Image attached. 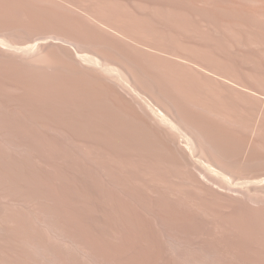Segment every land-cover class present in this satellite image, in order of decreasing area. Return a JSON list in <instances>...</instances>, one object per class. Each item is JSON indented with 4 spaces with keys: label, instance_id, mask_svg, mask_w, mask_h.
Returning <instances> with one entry per match:
<instances>
[{
    "label": "bare ground",
    "instance_id": "bare-ground-1",
    "mask_svg": "<svg viewBox=\"0 0 264 264\" xmlns=\"http://www.w3.org/2000/svg\"><path fill=\"white\" fill-rule=\"evenodd\" d=\"M190 243L264 264V0H0V264Z\"/></svg>",
    "mask_w": 264,
    "mask_h": 264
},
{
    "label": "rangeland",
    "instance_id": "rangeland-1",
    "mask_svg": "<svg viewBox=\"0 0 264 264\" xmlns=\"http://www.w3.org/2000/svg\"><path fill=\"white\" fill-rule=\"evenodd\" d=\"M199 247L200 246H198L195 243H190V244H188V246L183 247L182 250L180 251V254L175 256V258L177 260V261L175 260V262L173 261L175 258L173 259V258H170L169 256L167 257L168 251L165 252V250H166L165 249V250H163V252H165L164 258L166 259V261H164L165 259L163 257H162L163 259H161V257L158 258V261L160 259V261H159V263L161 262L160 264H162L161 260H163L165 264H173V263L176 264L179 261H181V262H179L177 264H183L184 262H185L184 264H216L213 261L214 257H212V255H207L205 251H203V253H201L203 249L199 250ZM166 253H167V255H166ZM171 259H172V261H171ZM182 260H185V261H182ZM158 261L156 260L154 264H158Z\"/></svg>",
    "mask_w": 264,
    "mask_h": 264
}]
</instances>
